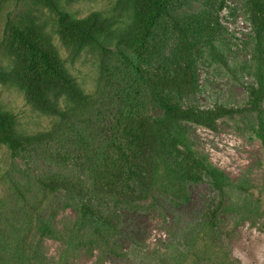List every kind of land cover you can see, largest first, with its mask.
<instances>
[{
    "label": "trees",
    "instance_id": "trees-1",
    "mask_svg": "<svg viewBox=\"0 0 264 264\" xmlns=\"http://www.w3.org/2000/svg\"><path fill=\"white\" fill-rule=\"evenodd\" d=\"M26 1L14 15H3L10 0H0L5 19L0 88L13 89L27 112L46 126H33L25 113L0 101V156L58 145L63 148L51 157L72 169L38 179V198L26 203L21 233L13 243L0 241V264H45L33 251L37 236L63 244L61 259L51 264H75L70 260L81 250L101 252L103 264L104 256L116 253L120 211L154 194L185 200L188 185L203 182L215 196L187 234L177 262L217 261L213 241L229 209L228 191L247 189L195 148L187 124L217 131L222 119L256 114L254 131L264 148V0H244L256 47V82L246 87L249 99L240 108H205L194 98L200 65L225 62L219 18L224 0H207L197 13L184 10L193 0H95L102 3L87 15L73 6L91 0ZM84 59L97 76L95 89L76 66ZM121 64L134 92L107 136L86 138L76 123ZM71 142L77 147L64 151ZM59 195L75 212L63 230L43 217Z\"/></svg>",
    "mask_w": 264,
    "mask_h": 264
},
{
    "label": "rangeland",
    "instance_id": "rangeland-1",
    "mask_svg": "<svg viewBox=\"0 0 264 264\" xmlns=\"http://www.w3.org/2000/svg\"><path fill=\"white\" fill-rule=\"evenodd\" d=\"M207 0H193L184 10L200 12ZM26 0H10L4 14L14 15L26 5ZM99 1L77 3L83 15L91 12ZM223 27L221 48L225 62L209 61L200 65L198 91L195 95L202 107L221 104L240 108L248 102L249 85L256 82L253 56L256 53L251 24L244 13V0H224L219 14ZM5 19L0 17V62L4 60L1 47ZM87 78V86L95 89L96 74L92 63L81 60L76 63ZM107 83L91 100L93 107L76 125L86 138L100 141L113 126L116 113L134 92L132 80L124 65L112 69ZM0 101L26 114V119L39 129L46 121L33 118L19 101V95L10 88H0ZM264 108V104H263ZM158 113V110L153 112ZM256 114H243L219 121L217 131L187 124L195 148L205 155L218 169L224 171L237 184H244L246 191L232 188L228 191L229 209L221 218L213 241V257L217 261H201L196 264H264V148L255 134ZM71 139L79 137L71 133ZM64 151L74 149L75 143ZM62 146L33 149L12 157L8 152L0 156V241L14 242L27 219V202L38 198V179L50 173L67 174L72 168L63 166L51 156ZM68 153V152H66ZM188 198L178 200L168 195L154 194L134 208L120 211L121 228L116 239V253L103 257V264H179L184 241L191 228L203 217L209 200L215 192L207 182L191 183L187 187ZM60 198V199H59ZM64 196L59 195L43 217L50 219L54 227L63 230L65 223L75 218V212L63 206ZM33 251L45 264L61 259L64 246L61 242L37 236ZM101 252L81 250L70 261L75 264H100ZM194 264L192 260L187 263Z\"/></svg>",
    "mask_w": 264,
    "mask_h": 264
}]
</instances>
